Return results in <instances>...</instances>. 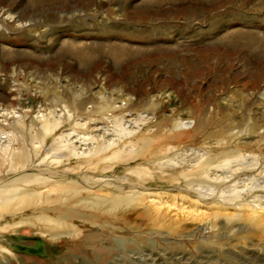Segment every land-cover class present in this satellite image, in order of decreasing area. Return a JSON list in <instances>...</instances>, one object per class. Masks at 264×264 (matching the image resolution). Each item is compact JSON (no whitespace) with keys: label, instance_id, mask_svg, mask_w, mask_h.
<instances>
[{"label":"rangeland","instance_id":"374dc122","mask_svg":"<svg viewBox=\"0 0 264 264\" xmlns=\"http://www.w3.org/2000/svg\"><path fill=\"white\" fill-rule=\"evenodd\" d=\"M0 63L26 74L43 64L45 71L36 76L57 74L73 85L86 80L93 92L124 86L141 104L155 101L163 115L183 118L187 128L197 123L194 109L214 123L253 119L264 126V0H0ZM9 75L19 104L0 109L2 126L21 120L25 112L34 117L46 103L20 86L30 82L28 75ZM122 98L117 106L124 105ZM155 119L142 107L125 117L124 127L135 132ZM92 123L95 138L106 132L115 143L121 140L109 121ZM256 134L242 132L236 140L259 141L264 149V137ZM7 139L0 134V145ZM78 147L87 151L88 145ZM192 147H181L175 161L193 162L202 150ZM234 176L229 168H213L208 181L225 186ZM246 178L237 183L242 198ZM214 189L194 187L196 198H189L168 185L154 188L147 202L179 227L177 233L155 227L143 216L146 206L126 208L118 221L131 225L127 235L90 247L80 244V235L64 234L72 228H58L52 237L1 214L0 264H264V232L236 216L250 214L253 206L264 218V203L225 204L213 199ZM146 227L149 233L132 237Z\"/></svg>","mask_w":264,"mask_h":264},{"label":"bare ground","instance_id":"6f19581e","mask_svg":"<svg viewBox=\"0 0 264 264\" xmlns=\"http://www.w3.org/2000/svg\"><path fill=\"white\" fill-rule=\"evenodd\" d=\"M44 69L43 64H36L33 73L26 74L24 69L15 67L10 71L0 63V87L4 88L0 91L1 110H14L19 104L17 85L10 84L9 74L28 75L30 82L20 86L46 102L34 117L25 112L21 120L0 125V134L8 138L0 145V217H19L17 223L26 222L30 228L46 231L52 237L58 235V228H72L64 234L80 235V244L90 247L106 238L127 235L124 231L131 230V225L118 221V213L126 208L146 206L143 216L155 227L166 226L169 233H177L179 227L147 202L151 190L163 185L174 187L189 198H196L191 192L194 187L217 188L213 199L241 208L264 203V149L259 141L236 140L242 132L256 134L263 124L253 119L242 124V119L238 123L243 126H239L225 118L214 123L204 119L203 110L194 109L197 123L187 128L183 118L163 115L158 102L145 100L141 104L137 94L124 86L108 93L103 89L93 92L86 80L73 85L61 81L57 74H34ZM121 98L125 103L117 106ZM142 107L156 115L155 122L135 132L125 128V117ZM83 119L87 122L81 123ZM98 120L112 123L121 140L115 143L105 136L106 132L97 134V138L91 135L94 127H90V122ZM257 135L264 137V128ZM78 143L88 145L87 151L80 150ZM193 145L202 150L193 162L175 161L174 155L181 147ZM248 159L251 161L246 163ZM247 165L248 170L238 172ZM213 168H229L235 176L225 186L210 183ZM242 176H247L242 180L246 198H242L237 186ZM236 216L264 232V218L255 207H251L250 214ZM210 220H215V215ZM149 231L146 227L131 235L138 238Z\"/></svg>","mask_w":264,"mask_h":264}]
</instances>
